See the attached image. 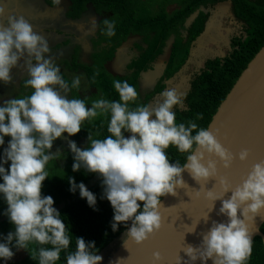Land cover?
<instances>
[{"label":"clouds","instance_id":"clouds-1","mask_svg":"<svg viewBox=\"0 0 264 264\" xmlns=\"http://www.w3.org/2000/svg\"><path fill=\"white\" fill-rule=\"evenodd\" d=\"M54 9L62 0H52ZM6 8L0 5V20L5 17ZM99 23L91 20V32H96ZM114 20L104 19L101 32L106 37L116 35ZM23 61L22 64L19 62ZM26 70L24 87L32 89L30 95L4 101L0 106V146L5 137L8 145L0 157V197L7 204L3 213L14 226L6 236H0V260L10 261L16 251H28L30 244L40 245L31 250L32 260L39 264H56L65 251L66 264H102L95 242H86L82 237L75 240V250L68 252L71 237L61 214L54 207L51 196H43V183L48 179L46 170L50 161L62 157L60 150L51 151L57 139L77 135L84 121L94 120L110 113L108 135L94 139L88 134V147L80 148L68 140L73 154V172L80 169L98 174L102 178L103 197L110 203L114 215L110 225L113 232L124 224L125 237L137 245L143 244L158 232L162 225L160 207L162 198L175 197L177 189H184L183 173L200 184L217 176V163L208 160L205 154L214 156L223 168H231L236 157L226 149L208 128H199L195 121L176 123L174 109L185 110L184 97L171 88L159 94L154 105L140 104L130 108L138 100L139 93L127 81H113L119 94L118 101L99 99L87 107L84 99L69 98L72 89H79L83 74L74 75L69 85L61 74L59 65L51 54L48 41L36 33L23 16H8L7 26L0 23V82L12 83L11 70L16 67ZM92 82H95V76ZM196 119H203L198 113ZM130 133L126 138L124 133ZM195 133V135H193ZM175 147L180 153H187L186 162L171 163L167 149ZM249 157L247 149L239 153V161ZM10 162L6 169L4 165ZM70 191H79L88 206L96 209L97 198L81 182L68 178ZM224 196L217 198L207 191L206 198L221 201L218 215L227 217L226 222H212L211 228L202 233L198 247L187 245L182 251L192 264L200 260L207 264H247L252 254V233L248 221L264 220V161L255 164L243 182L233 189L226 179L220 180ZM199 194V193H198ZM141 204L143 207L141 208ZM205 223L209 215L202 219ZM131 226L128 227V222ZM194 229L188 233H194ZM50 245L51 247H44ZM126 248V247H125ZM95 250V251H93ZM159 252L152 256L153 264H160ZM117 259L115 264H122ZM178 264H181L179 258ZM188 264V262H185Z\"/></svg>","mask_w":264,"mask_h":264},{"label":"trees","instance_id":"trees-1","mask_svg":"<svg viewBox=\"0 0 264 264\" xmlns=\"http://www.w3.org/2000/svg\"><path fill=\"white\" fill-rule=\"evenodd\" d=\"M71 1L75 16L81 15L88 4H93L100 12H110L116 16L123 27L118 26L115 29L116 35L111 37L115 40L113 50L131 34H138L145 38L147 49L130 65L133 75L118 79L122 82L127 81L139 93L138 100L131 103L130 108L151 103L154 97L158 96L166 87L163 82L173 79L187 65L192 47L205 32L206 24L210 18V13L204 12L201 8L207 10L222 3L231 4L233 16L239 22L240 30L231 37L230 49L226 55L207 60L204 66L193 76L189 91L184 97L185 110H181L178 106L174 109L177 124L185 123L187 125L189 121H195L198 129L208 128L218 108L242 72L264 47V0H189V2L181 3L179 9L171 14L166 13L163 9L160 14L150 17L142 14L137 17L138 11L132 9L133 4H129L131 0ZM197 11L199 12L195 20L187 26L190 17H193ZM117 35L120 36L119 40L116 39ZM171 38H174V42L163 77L156 90L149 96L142 98L139 92L140 75L151 70L154 62L163 54L167 41ZM102 65L103 62H99L97 68L91 69L90 82L103 93V99L118 101L119 94L113 84L115 80L106 75ZM97 71H99V75L95 76L93 83L92 78ZM198 113L203 114V119H196ZM109 121L110 113L105 115L102 120L95 122L86 120L81 126V131L73 137L77 141H88L87 137L90 133L94 139H104L110 135L107 131ZM124 135L127 138L130 133L125 132ZM166 151L171 163L179 161L183 165L186 162L187 153H180L175 147H169ZM73 162L65 165V168L68 166L69 169L64 174L44 181L42 195L53 198L54 207L59 211L68 228L71 243L67 251H74L76 238L82 237L86 242L94 241L96 249L99 250L98 254H101L110 245L120 240L127 228L121 224L117 231H112L110 225L113 221L114 212L107 199L102 198V178L98 174L86 172L83 168L73 172ZM69 177H73L77 184L82 182L96 196L95 210L88 206L86 199L80 197L78 190L75 193L69 190ZM88 185L90 186L88 187ZM5 206L4 201L0 207V236H6L10 231H14V226L8 218H4L6 216L3 213L7 209ZM130 223L131 221L128 222V227H130ZM261 232L264 234V224ZM38 247L40 245L30 244L29 253L33 248ZM44 247L51 246L44 245ZM12 250L13 252L16 251L15 248ZM23 253L25 254L24 258L8 264H39L38 258L32 260L27 251H23ZM66 254L67 252L62 251L61 258L56 264H66ZM247 264H264V243L260 237H256L252 242V254Z\"/></svg>","mask_w":264,"mask_h":264},{"label":"water","instance_id":"water-1","mask_svg":"<svg viewBox=\"0 0 264 264\" xmlns=\"http://www.w3.org/2000/svg\"><path fill=\"white\" fill-rule=\"evenodd\" d=\"M196 13L189 24H191ZM208 130L216 135L217 140L228 149L235 157L230 169L225 170L222 163L216 157L205 154L204 163L215 160L217 163V176L208 182L201 181L198 184L191 176L184 172L183 179L186 182L184 189H177V195L164 197L160 207L162 225L158 232L150 236L143 244L137 245L133 240L125 241V247L115 254L107 263H113L116 257L131 252L130 264H153L154 252H159L162 260L160 264H192L185 255L184 248L187 245L198 247L202 242V233H206L212 226V222H226L227 217L218 215L221 201H213L206 198L207 191H212L215 197L229 199L231 192L224 196L220 185L221 179H226L228 184L235 189L240 185L251 171L252 167L264 161V47L248 64L238 81L227 95L224 102L214 115ZM247 149L249 157L247 161H239L241 150ZM199 193V194H198ZM209 215L205 223L202 219ZM264 215V213H262ZM200 222L194 233H188ZM264 220L260 217L256 221H248V227L252 233V242L260 237L264 243V234L261 228ZM131 226V223H130ZM195 264H202L197 260ZM207 264H212L209 260Z\"/></svg>","mask_w":264,"mask_h":264},{"label":"crops","instance_id":"crops-1","mask_svg":"<svg viewBox=\"0 0 264 264\" xmlns=\"http://www.w3.org/2000/svg\"><path fill=\"white\" fill-rule=\"evenodd\" d=\"M0 5L5 6V17L0 20L7 26L8 16H23L32 25L34 31L43 36L49 43L51 54L55 58V62L61 69L64 79L71 85L74 75L83 74L81 86L79 89H72L68 94L69 98L99 99L103 98V93L93 86L90 82L91 69L97 67L99 62H103V70L109 77L123 79L132 76L130 65L138 59L142 52L146 50L145 38L139 35H130L115 51V58L105 59L100 55L109 49H112L108 42L113 43L115 40L102 34L103 20H117L116 16L110 12H100L93 4H88L85 11L75 16L73 3L71 0H62L59 8L52 4V0H0ZM95 19L99 23L96 32H91V20ZM105 37V38H104ZM141 48V50L139 48ZM160 56L154 63L151 70L140 75L139 91L146 83V79L156 77L155 85L149 90V94L153 93V89L157 86L159 80L163 76L167 61L160 66ZM20 64L23 61L19 62ZM13 78L12 83L5 85L0 82V106L4 101L30 95L32 89L24 87V81L28 78L26 70L16 67L11 70ZM145 93V92H144ZM147 94L145 93V96ZM79 97V98H78ZM87 107L91 108L89 104ZM68 140L81 142L85 140H75L68 137L67 133L63 134V138L57 139L51 151L55 153L58 149L60 152H71L66 147ZM65 142V143H64Z\"/></svg>","mask_w":264,"mask_h":264},{"label":"rangeland","instance_id":"rangeland-1","mask_svg":"<svg viewBox=\"0 0 264 264\" xmlns=\"http://www.w3.org/2000/svg\"><path fill=\"white\" fill-rule=\"evenodd\" d=\"M186 2H189V0H131L129 4L131 5L133 4L132 9L138 11L137 17L141 16V14L145 15L146 17H150L160 14L163 9L165 10L166 13L168 12L169 14H171L175 10L179 9L181 3H186ZM201 9L204 12L210 13V18L206 24L205 32L193 45L191 50V56L190 59L188 60L187 65L173 79L164 82L166 87L163 89V91L174 88L176 89L179 95L185 97L189 91L190 81L193 78V76L204 66L207 60L226 55L230 49L231 37L237 34L240 30V24L239 22L236 21L235 17L233 16L232 7L230 3H222L207 10L203 8ZM198 12L199 11H197L196 13ZM191 19L192 16L187 22V26L189 25ZM115 23H116V28L118 26L120 28L123 27L120 21L115 20ZM119 38L120 36L117 35L116 39L119 40ZM171 43H172V38L168 42L167 49L172 48ZM108 44L112 46L111 47L112 49H109L108 51L102 53L100 57L105 59L106 58L109 59L111 57L110 59H113L115 58L114 56L116 55L115 51L117 50V48L113 50L114 48L113 43L108 42ZM139 49L141 50V48ZM145 49H147V47ZM168 57H169V51L167 50V53H165L164 57L161 58V62L159 63V65L160 66L164 65ZM152 76L154 75H151L149 79H146V83L142 84L143 87L142 89H140L142 92L139 91L140 96L142 98L145 97V93L147 94L146 96L150 95L149 90L155 85V82L157 81V78ZM113 80H118V78L115 77L113 78ZM73 98H75V96ZM101 98L102 97H99V99ZM99 99H95V98L87 99L85 103L86 105L89 104V106H91L94 101ZM158 99H160L159 95L154 97V99L151 101V104L154 105ZM104 118L105 115H100L96 117L93 121L95 122L97 120L100 119L102 120ZM9 140L10 137H5V144L3 146H0V157L3 156L4 148L7 147ZM75 143L77 144L78 147L82 149L88 147L87 140L81 142L79 141ZM66 147L68 148V151H70L68 144ZM61 154H62L61 159L56 161L55 160L50 161L49 164L47 165L46 170L49 172L48 178L64 174L66 170L69 169L68 166L65 168V165H69L74 161L73 154L71 152L66 151L65 153L62 152ZM4 166L6 167V169L9 168L10 162ZM0 183H3L2 179H0ZM89 186L90 185H88V187ZM3 203H4V199L0 197V207L3 205ZM5 207H7V204ZM122 239L123 236L120 240H118L111 247H109L108 250H105L100 254L103 257L102 264H107L112 259V257L117 253V251L123 245ZM126 240L127 237H125V241ZM14 253L15 255L10 261L5 262L3 260H0V264H8L9 262L12 261H19L25 257V254L23 253L22 250L15 251Z\"/></svg>","mask_w":264,"mask_h":264},{"label":"bare ground","instance_id":"bare-ground-1","mask_svg":"<svg viewBox=\"0 0 264 264\" xmlns=\"http://www.w3.org/2000/svg\"><path fill=\"white\" fill-rule=\"evenodd\" d=\"M123 246V245H122ZM122 246H121V248H122ZM120 248V249H121ZM118 252V251H117ZM131 252H128L127 254H122V255H120L119 257H116V259L113 261V263L115 264V261L119 258V259H123V261H122V264H130V258H131V254H130ZM115 256V255H114ZM113 256V257H114ZM112 257V258H113ZM110 264H112V262H110Z\"/></svg>","mask_w":264,"mask_h":264},{"label":"flooded vegetation","instance_id":"flooded-vegetation-1","mask_svg":"<svg viewBox=\"0 0 264 264\" xmlns=\"http://www.w3.org/2000/svg\"><path fill=\"white\" fill-rule=\"evenodd\" d=\"M132 35V34H131ZM133 35H138V34H133ZM140 36V35H139ZM129 37V36H128ZM128 39V38H127ZM170 40V39H169ZM169 40L167 41V45H168V42H169ZM173 42H174V38H172V43H171V47H172V44H173ZM167 45H166V47H165V49H164V52H163V54L162 55H164L165 53H167V50L169 51V56H170V54H171V48L170 49H167ZM161 55V56H162ZM222 57V56H221ZM160 57H158L157 58V60L159 59ZM157 60L154 62V63H156L157 62ZM154 65V64H153ZM153 67V66H152ZM131 72H132V75H133V71L132 70H130ZM165 71V70H164ZM164 74V73H163ZM163 77V76H162ZM162 77H161V79H162ZM160 79V80H161ZM160 80H159V82H160ZM158 82V83H159ZM164 82H167V81H164ZM163 82V83H164ZM157 86H158V84H157ZM157 86L155 87V89H153V91H155L156 90V88H157ZM113 245V244H112ZM112 245H110V247L112 246ZM109 248V247H108ZM108 248H107V250H108Z\"/></svg>","mask_w":264,"mask_h":264}]
</instances>
